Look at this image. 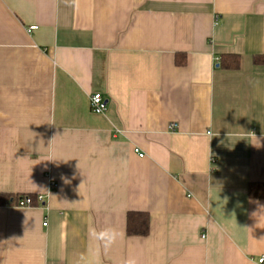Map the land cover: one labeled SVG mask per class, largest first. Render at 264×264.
<instances>
[{"label": "crops", "instance_id": "crops-1", "mask_svg": "<svg viewBox=\"0 0 264 264\" xmlns=\"http://www.w3.org/2000/svg\"><path fill=\"white\" fill-rule=\"evenodd\" d=\"M261 54L264 0H0V194L45 196L0 205V264H258Z\"/></svg>", "mask_w": 264, "mask_h": 264}, {"label": "trees", "instance_id": "trees-1", "mask_svg": "<svg viewBox=\"0 0 264 264\" xmlns=\"http://www.w3.org/2000/svg\"><path fill=\"white\" fill-rule=\"evenodd\" d=\"M176 62L178 65L186 62V56L183 58L178 54ZM221 65L228 68H238L240 65V57L235 54H223L221 56ZM254 63L264 65V54L254 57ZM248 193L251 198H264V183H250ZM20 196L14 194H0V205H16ZM32 203L37 204L36 196L29 195ZM127 233L131 236H146L150 232V215L144 211H130L127 215Z\"/></svg>", "mask_w": 264, "mask_h": 264}, {"label": "built area", "instance_id": "built-area-1", "mask_svg": "<svg viewBox=\"0 0 264 264\" xmlns=\"http://www.w3.org/2000/svg\"><path fill=\"white\" fill-rule=\"evenodd\" d=\"M36 28L37 26L35 25L29 26L28 32H31L35 30ZM90 107H91V110L95 113H104L107 110V100L103 98V95L101 92H95L90 96ZM176 126H177L176 123H172L170 125L171 128H175ZM136 151L139 152V149H136ZM139 155L143 157L144 153H140ZM50 184L52 188H54L57 185L54 181L50 182ZM36 198H38L37 204H33L32 198L28 194H25L23 196H20V198L18 199L16 203V206H21V207L41 206L45 201L44 195H37ZM44 225H46V223H44ZM256 261L258 264H264V254L256 258Z\"/></svg>", "mask_w": 264, "mask_h": 264}, {"label": "clouds", "instance_id": "clouds-1", "mask_svg": "<svg viewBox=\"0 0 264 264\" xmlns=\"http://www.w3.org/2000/svg\"><path fill=\"white\" fill-rule=\"evenodd\" d=\"M75 2V0H74ZM95 237L98 236V240L103 241L105 247L110 246L112 243L115 242L117 238V233L114 230L107 229L104 230L103 232L97 234L94 230L92 233ZM125 264H136V261L134 259H128Z\"/></svg>", "mask_w": 264, "mask_h": 264}]
</instances>
